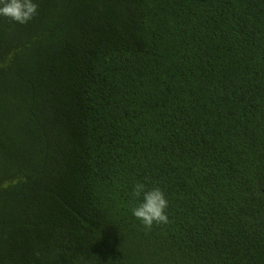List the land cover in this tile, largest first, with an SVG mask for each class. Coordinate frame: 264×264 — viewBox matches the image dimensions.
I'll list each match as a JSON object with an SVG mask.
<instances>
[{"label": "trees", "instance_id": "16d2710c", "mask_svg": "<svg viewBox=\"0 0 264 264\" xmlns=\"http://www.w3.org/2000/svg\"><path fill=\"white\" fill-rule=\"evenodd\" d=\"M34 2L0 17V264H264V0Z\"/></svg>", "mask_w": 264, "mask_h": 264}, {"label": "clouds", "instance_id": "9594fccd", "mask_svg": "<svg viewBox=\"0 0 264 264\" xmlns=\"http://www.w3.org/2000/svg\"><path fill=\"white\" fill-rule=\"evenodd\" d=\"M38 8L34 0H0V17L23 25L38 15ZM130 195L139 201L130 209L132 216L141 222L145 230L150 231L154 225L169 223L166 211L168 200L158 185L148 189L145 183L137 181Z\"/></svg>", "mask_w": 264, "mask_h": 264}]
</instances>
